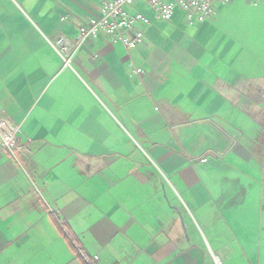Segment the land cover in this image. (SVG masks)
I'll use <instances>...</instances> for the list:
<instances>
[{"label": "crops", "instance_id": "1", "mask_svg": "<svg viewBox=\"0 0 264 264\" xmlns=\"http://www.w3.org/2000/svg\"><path fill=\"white\" fill-rule=\"evenodd\" d=\"M231 8L192 24L138 2L142 43L100 32L66 66L56 39L75 43L99 1L0 0V113L31 150L22 168L0 147V264H87L76 247L264 264V17L235 33Z\"/></svg>", "mask_w": 264, "mask_h": 264}, {"label": "built area", "instance_id": "2", "mask_svg": "<svg viewBox=\"0 0 264 264\" xmlns=\"http://www.w3.org/2000/svg\"><path fill=\"white\" fill-rule=\"evenodd\" d=\"M100 3L99 14L91 18L87 25L79 30V37L75 43H71L59 37L56 46L63 53L65 65L71 64L69 55L76 51L82 43L96 37L100 32L106 33L113 42H121L126 49H135L144 40L142 30L136 28L138 23L144 25L149 21L142 15H132L127 8L138 2L145 3L155 9L159 16L171 19L176 9H181L188 21L192 24L205 23L214 18L219 11L220 5H227L234 0H98ZM260 0L256 1V4ZM141 73V70H135ZM20 126L0 113V147L8 153L11 158L23 168L21 158L29 156V147L21 144L19 140ZM79 254L87 264H98L99 256H87L79 247ZM221 264V263H219Z\"/></svg>", "mask_w": 264, "mask_h": 264}, {"label": "rangeland", "instance_id": "3", "mask_svg": "<svg viewBox=\"0 0 264 264\" xmlns=\"http://www.w3.org/2000/svg\"><path fill=\"white\" fill-rule=\"evenodd\" d=\"M241 3H247V2L246 0H234L230 4L223 5V9H227V8L229 9L232 7L228 15L223 14L222 16H223V19L229 20V22L232 24L231 28L233 29L235 33H238L241 27V24H243V21L241 20L246 18V15L248 14V12H245L246 8ZM248 5L250 8H255L256 10H260V12L253 11V13L248 14L249 17H251L252 19L258 18V16H260L261 18L262 16L264 17V1L263 0L258 5H255L252 1ZM220 13L221 14L224 13V10L223 11L220 10Z\"/></svg>", "mask_w": 264, "mask_h": 264}, {"label": "trees", "instance_id": "4", "mask_svg": "<svg viewBox=\"0 0 264 264\" xmlns=\"http://www.w3.org/2000/svg\"><path fill=\"white\" fill-rule=\"evenodd\" d=\"M64 233H65V236L66 238L69 240V242L75 247V244H74V240H73V236L71 234H69L67 231H65V229L62 227ZM77 248V247H76ZM78 251V249H77Z\"/></svg>", "mask_w": 264, "mask_h": 264}]
</instances>
